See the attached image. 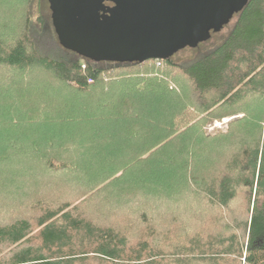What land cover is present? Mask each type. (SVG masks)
I'll return each mask as SVG.
<instances>
[{
	"label": "trees",
	"instance_id": "16d2710c",
	"mask_svg": "<svg viewBox=\"0 0 264 264\" xmlns=\"http://www.w3.org/2000/svg\"><path fill=\"white\" fill-rule=\"evenodd\" d=\"M43 30L47 0H0V264H264V0L183 63Z\"/></svg>",
	"mask_w": 264,
	"mask_h": 264
},
{
	"label": "water",
	"instance_id": "95a60500",
	"mask_svg": "<svg viewBox=\"0 0 264 264\" xmlns=\"http://www.w3.org/2000/svg\"><path fill=\"white\" fill-rule=\"evenodd\" d=\"M59 45L95 62L167 60L207 41L248 0H47ZM107 2L112 5L106 4Z\"/></svg>",
	"mask_w": 264,
	"mask_h": 264
},
{
	"label": "rangeland",
	"instance_id": "374dc122",
	"mask_svg": "<svg viewBox=\"0 0 264 264\" xmlns=\"http://www.w3.org/2000/svg\"><path fill=\"white\" fill-rule=\"evenodd\" d=\"M36 40L39 46V50L45 54L48 55H61L63 52L61 48H59V45L56 44L54 39L51 37L50 34H48V30H43L40 32V34L36 35ZM192 55L190 49L184 48L178 52H176L172 56V60L175 62H186L187 58H189ZM240 116V115H239ZM234 116L231 117H224L221 119H215L206 126V131L208 132H214L216 130H225L227 128V123L230 119H232ZM0 211V223H4L8 219H13L14 216L10 217V215H2ZM10 217V218H8ZM7 219V220H6ZM5 220V221H4ZM35 232V231H34Z\"/></svg>",
	"mask_w": 264,
	"mask_h": 264
},
{
	"label": "built area",
	"instance_id": "2783aa9c",
	"mask_svg": "<svg viewBox=\"0 0 264 264\" xmlns=\"http://www.w3.org/2000/svg\"><path fill=\"white\" fill-rule=\"evenodd\" d=\"M157 60H159V59H157ZM160 64V62L159 61H157V65H159Z\"/></svg>",
	"mask_w": 264,
	"mask_h": 264
}]
</instances>
